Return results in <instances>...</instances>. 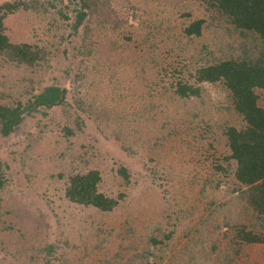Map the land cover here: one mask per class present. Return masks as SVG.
Segmentation results:
<instances>
[{
    "label": "rangeland",
    "instance_id": "374dc122",
    "mask_svg": "<svg viewBox=\"0 0 264 264\" xmlns=\"http://www.w3.org/2000/svg\"><path fill=\"white\" fill-rule=\"evenodd\" d=\"M23 1L30 8L8 13L4 33L42 49L44 60L28 67L0 55V92L14 103L56 84L66 103L0 134V264H139L141 251L149 261L160 255V264H222L227 228L217 227L222 215L210 202L226 189L213 161L225 123L212 104L223 92L205 83L199 96L181 98L171 83L196 85L190 72L227 43L224 28L210 23L184 37V24L207 16L196 0H103L73 33L77 0ZM90 169L100 173V191L122 195L111 211L66 198L68 177ZM248 253V262L264 264L263 243Z\"/></svg>",
    "mask_w": 264,
    "mask_h": 264
},
{
    "label": "trees",
    "instance_id": "16d2710c",
    "mask_svg": "<svg viewBox=\"0 0 264 264\" xmlns=\"http://www.w3.org/2000/svg\"><path fill=\"white\" fill-rule=\"evenodd\" d=\"M77 1L80 9L71 23L73 33H78L86 16L102 9L104 2ZM196 1L207 11V16L184 24V37H198L204 28L213 23L224 28L227 43L218 48L214 55L212 51L208 52L203 64L195 65L190 77L196 85L189 83L187 79H181L171 83V86L181 98L199 96L202 84L205 83L215 85L223 92L221 100L212 104L214 109L224 113L225 123L221 130L224 138L221 150H217L213 161L214 173L220 172L218 176L222 177L217 179V183L225 184L226 189L210 202L213 209L218 210L217 214L222 215L217 227L220 228L224 223L227 228L223 236L228 240V248L222 264H260L255 261L248 262L246 258L250 256L248 251L251 245L264 244V0ZM36 4V9L47 11L45 4ZM30 6L23 0L0 3V55L10 62L33 67L44 60L43 50L34 48L27 42L11 41L4 33L3 26V20L8 13ZM64 18L67 16L64 15ZM166 30L169 31V27ZM147 38L149 37L145 34L142 43ZM142 43H136L135 48L139 50ZM156 46L155 49L158 48ZM201 48L202 51L204 45ZM4 94L0 92V134L3 137L14 133L26 115L41 108L49 109L66 103V88L56 84L44 86L31 99H17L14 103L7 101L8 97ZM202 120L207 132L213 134L209 121L205 118ZM77 124L80 129L81 120L77 119ZM66 130L69 134L74 133L68 127ZM199 159L206 161L208 156L203 154ZM118 171L128 182L129 173L126 167L120 166ZM99 181L100 173L97 169L70 175L65 186V196L80 205L111 211L118 205L122 195L117 198L100 191ZM4 184L5 178L0 172V193ZM149 240L153 244L162 243L156 237H150ZM52 248V245L48 246V254ZM190 250L194 252L192 248ZM149 253L151 252L143 255L141 251L135 255L140 259L139 264H160V255L149 261ZM53 262L46 258L41 264H59Z\"/></svg>",
    "mask_w": 264,
    "mask_h": 264
}]
</instances>
